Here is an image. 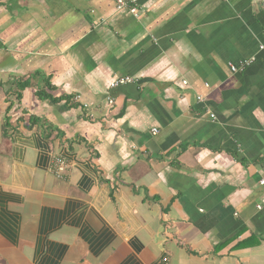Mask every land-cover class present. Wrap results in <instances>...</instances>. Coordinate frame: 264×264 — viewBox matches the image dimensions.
Instances as JSON below:
<instances>
[{"label":"crops","instance_id":"0c3cea01","mask_svg":"<svg viewBox=\"0 0 264 264\" xmlns=\"http://www.w3.org/2000/svg\"><path fill=\"white\" fill-rule=\"evenodd\" d=\"M136 5L0 0V264H264V0Z\"/></svg>","mask_w":264,"mask_h":264},{"label":"built area","instance_id":"2783aa9c","mask_svg":"<svg viewBox=\"0 0 264 264\" xmlns=\"http://www.w3.org/2000/svg\"><path fill=\"white\" fill-rule=\"evenodd\" d=\"M114 5H115V9L116 10H126L130 15H132L133 17L137 16V0H111ZM253 61L252 60H246V61H241L238 62L236 65H229V71L231 73H240L242 72L246 67H248ZM136 80H134L133 78H129V77H124V78H117L115 80H113L110 85L108 86L109 90H114L117 87L120 86H124V85H128V84H133L135 83ZM197 102H201L202 98L201 97H196ZM72 102L77 103V97H74L72 99ZM113 100L112 98H107V104L108 105H112ZM82 107L85 109L87 106L86 105H82ZM89 118L92 117V115L90 114L88 116ZM211 118V120L214 119L213 115L209 116ZM152 134H156V130L153 129L151 131ZM50 165H51V172L52 174H54V176L58 177V178H62L65 170H66V161L63 157L59 156V155H55V154H51L50 155ZM159 264H166L165 260H162Z\"/></svg>","mask_w":264,"mask_h":264},{"label":"trees","instance_id":"16d2710c","mask_svg":"<svg viewBox=\"0 0 264 264\" xmlns=\"http://www.w3.org/2000/svg\"><path fill=\"white\" fill-rule=\"evenodd\" d=\"M24 86H26V85H21L20 87L23 88ZM44 89H47L48 91L53 90V87L48 83L47 80H44V87L42 89L36 91V96L39 100H43V101L46 100V101H51V102H58L59 101L58 99L52 98L49 94H47L45 92Z\"/></svg>","mask_w":264,"mask_h":264}]
</instances>
